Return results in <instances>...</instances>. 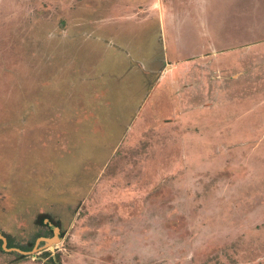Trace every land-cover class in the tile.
Masks as SVG:
<instances>
[{"label":"rangeland","instance_id":"obj_1","mask_svg":"<svg viewBox=\"0 0 264 264\" xmlns=\"http://www.w3.org/2000/svg\"><path fill=\"white\" fill-rule=\"evenodd\" d=\"M251 36L264 0H0V264H264Z\"/></svg>","mask_w":264,"mask_h":264},{"label":"crops","instance_id":"obj_2","mask_svg":"<svg viewBox=\"0 0 264 264\" xmlns=\"http://www.w3.org/2000/svg\"><path fill=\"white\" fill-rule=\"evenodd\" d=\"M254 29L255 27L251 26L243 29V32L254 35V32H252ZM236 32L238 33V31ZM209 34H211V30ZM253 37L254 36H251V38L243 39L242 41L237 39V42L229 48L228 46H222V54L219 59L222 62L221 64L225 67H232L234 69V79L238 86L236 91L238 92L242 91L243 87L247 85L251 88L250 92L253 93V89L256 90V86L260 82L259 72L254 73V71H259L260 69L262 71L264 70V65L259 64L261 59H264V51H262L264 50V42L255 41ZM208 44L211 45V42L206 41L204 48H206ZM231 71L232 70L229 69V72ZM254 74L256 76H254ZM249 77L250 79H248Z\"/></svg>","mask_w":264,"mask_h":264},{"label":"water","instance_id":"obj_3","mask_svg":"<svg viewBox=\"0 0 264 264\" xmlns=\"http://www.w3.org/2000/svg\"><path fill=\"white\" fill-rule=\"evenodd\" d=\"M49 224V223H48ZM53 231H54V236L53 237H50V238H48V237H39L36 241H35V243H34V245H33V248H32V251H36L37 249H39V248H48L49 247V245H50V243H52V242H54V241H56L59 237H58V227L56 226V225H54L53 227ZM2 239H3V241H4V237H2V236H0ZM40 241H44V245L43 246H40L39 247V242ZM3 247L6 249V247H5V245H4V243H3ZM18 250V249H17ZM19 252H23L22 250H18Z\"/></svg>","mask_w":264,"mask_h":264},{"label":"trees","instance_id":"obj_4","mask_svg":"<svg viewBox=\"0 0 264 264\" xmlns=\"http://www.w3.org/2000/svg\"><path fill=\"white\" fill-rule=\"evenodd\" d=\"M45 252H47V251H45Z\"/></svg>","mask_w":264,"mask_h":264}]
</instances>
